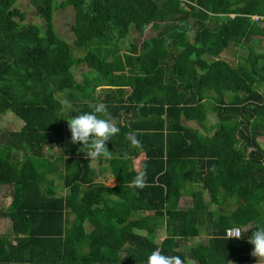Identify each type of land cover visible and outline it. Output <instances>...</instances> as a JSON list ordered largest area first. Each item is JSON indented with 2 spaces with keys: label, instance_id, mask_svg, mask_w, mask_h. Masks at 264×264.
I'll return each instance as SVG.
<instances>
[{
  "label": "trees",
  "instance_id": "trees-1",
  "mask_svg": "<svg viewBox=\"0 0 264 264\" xmlns=\"http://www.w3.org/2000/svg\"><path fill=\"white\" fill-rule=\"evenodd\" d=\"M31 3L43 26L24 22L16 0H0V114L23 120L0 131V186H12L0 207L11 223L0 264H147L157 248L185 264H256L248 238L264 225V49L253 44L264 41V0H62L74 9L73 45L54 28L55 0ZM113 23L121 43L133 41L136 71L113 70ZM148 25L155 34L146 36ZM231 44L249 49L234 64L221 57ZM92 86L104 88L76 113L104 102L116 120L111 159L100 158L114 185L97 180L87 149L71 143L55 98ZM133 131L141 147L127 139ZM48 144L60 152L45 156ZM140 171L144 188L132 185ZM233 226L242 239L224 236Z\"/></svg>",
  "mask_w": 264,
  "mask_h": 264
},
{
  "label": "rangeland",
  "instance_id": "rangeland-1",
  "mask_svg": "<svg viewBox=\"0 0 264 264\" xmlns=\"http://www.w3.org/2000/svg\"><path fill=\"white\" fill-rule=\"evenodd\" d=\"M62 0H55V6L56 9L54 10V16H53V23H54V28L56 32L66 39L69 43H73L74 39V34L71 31V25L74 20V9L72 6H57V3ZM17 6L20 7L22 11L25 12L26 18L24 22H32L35 24H38L40 26H43V19L42 17L36 13L34 7L32 6L33 4L31 3V0H16ZM149 26V25H148ZM112 29V44L109 49V54L111 56V65H113V70L115 73H122V75L131 73L133 71H136L135 64H136V59L134 58L135 56V50L136 49H129L128 47L133 43L132 39L130 37L126 38L125 41H122V43L118 40V34L120 35L121 32H123V29L116 24L111 25ZM155 30H150V26L146 29V36H150L155 34ZM139 41H137V46H139ZM249 44V43H248ZM73 45V44H72ZM258 50H263L264 49V41L261 43L253 44ZM247 46L244 45H236V44H231L228 48L222 50L221 57L230 61L232 64L236 62L238 59L239 55L241 54H246L247 50H249ZM128 49V50H127ZM129 51V52H128ZM72 53L74 55H82L84 53V50L79 48V47H74L73 46V51ZM107 59V58H106ZM110 57L108 56V60ZM205 65V62L202 61L201 63L198 64V66L201 68ZM86 65L83 63L80 65L76 70H75V75L77 78L81 77V74L79 70H84L86 69ZM99 88V87H96ZM85 89V88H83ZM87 90V89H86ZM92 90H95V86H92ZM73 93L74 97L71 99L68 96V93L63 92V91H58L55 95V98H58L62 104H63V111L62 113H65L66 119L71 117L77 116L76 113V105L84 100H88L89 96L84 97V93L82 91H79L78 89L71 90ZM229 97H235V93L230 92ZM67 102V104L65 103ZM68 104L71 105V108L68 107ZM111 121L113 123H116V120L111 116L110 117ZM209 120V119H208ZM67 122V120H66ZM23 124V120L17 116H15L12 112L5 113V114H0V131L1 132H9L11 130H18ZM68 124V122H67ZM187 124H190L192 126L197 127L198 123L195 121H190L187 122ZM66 125V123H65ZM259 140L264 144V138L261 136L259 137ZM43 154L45 156H50V155H57L60 152V146L56 144H48L44 147L43 149ZM52 156V157H53ZM105 161H101L100 159L94 160L93 161V167L96 169V179L103 181L107 185H114L116 183L115 180H110L109 178L111 177L109 174L102 171V166L105 165ZM134 168H137V162L134 164ZM41 182H45V178H42ZM56 182L58 183L57 191L58 194H64L65 193V188L62 186V180H59L56 178ZM12 186H0V207L6 205L10 201V192H11ZM191 191H184L182 197L180 198L179 202L181 206H188L191 203ZM264 207V203H263ZM229 208V206L227 207ZM10 221L9 219H4L0 218V234L6 232L10 228ZM247 228V227H246ZM165 233L161 231V233L158 235V240L160 241ZM206 235L202 234L198 238H190L189 241H186L187 245H193L194 242H200L203 240H206ZM261 264H264V261H260Z\"/></svg>",
  "mask_w": 264,
  "mask_h": 264
},
{
  "label": "clouds",
  "instance_id": "clouds-1",
  "mask_svg": "<svg viewBox=\"0 0 264 264\" xmlns=\"http://www.w3.org/2000/svg\"><path fill=\"white\" fill-rule=\"evenodd\" d=\"M67 104V102H65ZM71 108V105L68 104ZM68 128L71 132V143L82 144L80 149H87L85 155L87 160H98L100 158L111 159V151L107 142L111 137L120 132V128L111 121L108 116L107 105L98 102L92 106V111L67 119ZM138 131L127 133V139L135 147H141V142L137 138ZM132 185L137 188H144L146 185V172L140 171L132 181ZM244 232L239 228L227 232L228 239H242ZM248 242L254 245L251 255L257 257L256 264L264 261V225H258L248 238ZM147 264H185L180 256L164 255L161 249H155L147 258ZM233 264V262H230Z\"/></svg>",
  "mask_w": 264,
  "mask_h": 264
},
{
  "label": "crops",
  "instance_id": "crops-1",
  "mask_svg": "<svg viewBox=\"0 0 264 264\" xmlns=\"http://www.w3.org/2000/svg\"><path fill=\"white\" fill-rule=\"evenodd\" d=\"M96 87H99V88H96ZM102 88H104L103 86H95V89H98L97 91H99V89H102ZM87 89V90H86ZM86 89H79V91H82V92H85V94H84V97H88L89 96V99L88 100H84L83 102H88V103H92L93 101H92V99H91V95H92V87H88V88H86ZM102 171L103 172H105L106 171V173L107 174H109L111 177L109 178L110 180H114L113 179V176H112V174H111V172H110V169L109 168H104V165L102 166ZM199 236H197V237H195V238H198ZM192 238H194V237H192ZM189 241V240H188ZM200 242H202V241H200ZM191 246L192 245H187V243H186V241H185V243H184V245H182L181 246V248L183 249V250H185V251H188V250H190V248H191ZM189 262H192L191 260H189Z\"/></svg>",
  "mask_w": 264,
  "mask_h": 264
},
{
  "label": "built area",
  "instance_id": "built-area-1",
  "mask_svg": "<svg viewBox=\"0 0 264 264\" xmlns=\"http://www.w3.org/2000/svg\"><path fill=\"white\" fill-rule=\"evenodd\" d=\"M258 15H253L252 16V18H254V19H258ZM237 228H239L241 231L243 230V227H237V226H233V227H228L227 229H226V232H225V237H227V232L229 231V230H235V229H237Z\"/></svg>",
  "mask_w": 264,
  "mask_h": 264
}]
</instances>
